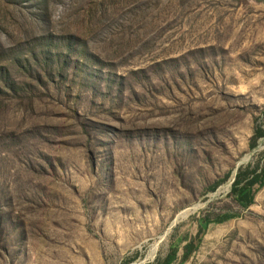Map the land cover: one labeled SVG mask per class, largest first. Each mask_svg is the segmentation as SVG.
<instances>
[{
	"label": "rangeland",
	"instance_id": "374dc122",
	"mask_svg": "<svg viewBox=\"0 0 264 264\" xmlns=\"http://www.w3.org/2000/svg\"><path fill=\"white\" fill-rule=\"evenodd\" d=\"M0 264H264V0H0Z\"/></svg>",
	"mask_w": 264,
	"mask_h": 264
}]
</instances>
